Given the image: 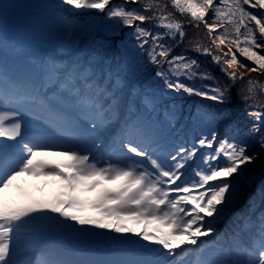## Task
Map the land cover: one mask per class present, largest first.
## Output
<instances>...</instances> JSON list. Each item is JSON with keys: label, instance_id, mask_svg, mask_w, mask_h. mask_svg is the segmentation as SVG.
Listing matches in <instances>:
<instances>
[{"label": "snow or ice", "instance_id": "1", "mask_svg": "<svg viewBox=\"0 0 264 264\" xmlns=\"http://www.w3.org/2000/svg\"><path fill=\"white\" fill-rule=\"evenodd\" d=\"M59 5L84 13L95 10L93 15L103 14L106 21L114 22L113 27L131 29L135 49L155 66L161 91L196 95L218 105L231 97L230 86L203 68L187 49L174 53L171 42L177 36L183 42L186 35L177 15L189 17L197 29L203 24L211 41V47L192 43V52L211 56L214 63H220L221 56L230 57L221 71L232 83L244 79V74L229 72L227 66L247 67L237 54L252 63L249 73L264 74V0H59ZM169 6L174 11H168ZM222 46L227 51L214 55L212 48L221 51ZM49 83L51 97L42 91ZM119 84V79L112 83L111 74L107 85L94 80V74L79 63H47L39 84L23 83L0 67V138L16 145L0 146V264H264V210L258 222L248 213L237 217L243 228L254 229L250 242L240 237L241 224L233 222L235 253L213 259L204 243L216 236L213 221L221 209L242 195L232 178L264 153V102L247 110L246 132L226 109L198 108L196 117L206 133L190 146L174 145L170 152H161L163 125L175 119L174 112L165 111L164 120H158L153 116L159 107L155 94L141 95L129 84L133 99L123 101L117 95ZM257 89L264 95V83L248 79L240 89L245 103L255 101ZM25 102L39 109L38 118L64 127L70 135L79 127L94 133L102 125L117 134L116 147L105 157L99 138L92 139L89 147L25 135ZM121 103L128 112L123 119ZM221 124L223 133L217 130ZM252 137L260 152L251 148ZM25 175L43 180L25 188L18 179ZM256 195L264 204V183ZM255 199L249 197V212L257 207ZM54 218L79 225L74 231L85 239L96 235L87 229L131 234L138 238L137 244L146 242L155 259H22L23 241ZM192 253L195 259L190 258Z\"/></svg>", "mask_w": 264, "mask_h": 264}, {"label": "trees", "instance_id": "2", "mask_svg": "<svg viewBox=\"0 0 264 264\" xmlns=\"http://www.w3.org/2000/svg\"><path fill=\"white\" fill-rule=\"evenodd\" d=\"M53 1L54 5L59 3V0ZM53 1L46 0V3L51 4ZM115 2L119 3L120 0H115ZM52 6L53 4H51L49 11L56 13L57 16L55 19L49 16L47 20L57 26L58 29L61 26L59 32L62 33V37L59 39V51L57 53L44 51L43 65L45 66L49 62H55L59 66L79 63L88 68L89 74H94V78L104 85L108 84L111 74L113 84L117 79L120 80L117 95L123 101L133 99V96L130 95L132 88L129 84L134 85L141 95L145 92L155 94L158 98L159 107L158 112L153 113V116L158 120H164L165 111H172L175 114L174 120L166 121L163 125L164 132L159 146L161 152H170L174 145L186 143L190 146L197 138L206 133V129L196 117L198 108L211 106L226 109L230 114L229 118L239 125L242 132H246V129L250 127V118L246 115L247 110L255 106L256 102H264V95H261L258 89L255 101L248 103L244 102L240 92L248 79L264 83V74L246 71L243 73L244 79L238 78L235 83H232L221 71L222 67H226L224 60L230 59V57L221 56V62L214 63L211 56H198L197 53L191 51V44L197 41L204 46L211 47L212 45L203 24L197 29L193 27L190 18L187 16L180 17L177 15L176 17L183 21L186 35L183 42H179V36L171 42L174 53H181L187 49L188 55L196 57L203 68L216 76L222 84L230 86L231 97L222 105L196 95L189 96L183 92L161 91L163 86L154 75L155 66L148 63L146 56H142L135 49V39L131 29L122 26L113 27L114 22L106 21L103 14L93 15L95 10L84 13L73 11L65 6L64 9L57 10L54 8L57 10L55 11ZM168 11L174 10L169 6ZM145 14L151 15L150 12ZM8 15L9 12L5 11L4 18L0 21V61H7L10 49L23 50L33 59L37 58L40 51L39 45L47 46V44H37L31 41L25 32L24 22L16 24ZM146 24L151 26L149 22ZM212 51L214 55H221L222 52V50L218 51L214 47ZM237 56L240 63L246 65L245 58L239 54ZM235 65L227 66V70L241 73ZM248 65H252V63L248 62ZM120 113L122 118L128 115L124 103H121ZM217 130L223 133V124L219 125ZM255 139L256 137L249 138V144L254 151L260 152ZM256 175L258 176L250 185L248 181ZM232 182L240 187L242 195L238 200L221 209L215 219L216 221H213L217 230L216 236L204 240L213 259L224 258L229 251L235 253V243L232 239L235 234L233 222L241 224L243 228V221L237 220L238 216L248 213L253 222H258L259 213L264 210V204H261L256 195L260 185L264 183V153L253 164L246 165L245 170L240 175L232 178ZM250 196H255L257 205L251 212H249L251 205L248 202ZM235 210L238 213L234 214ZM253 232L254 229L252 228H243L240 237L250 242ZM190 258L195 259V253H192Z\"/></svg>", "mask_w": 264, "mask_h": 264}, {"label": "rangeland", "instance_id": "3", "mask_svg": "<svg viewBox=\"0 0 264 264\" xmlns=\"http://www.w3.org/2000/svg\"><path fill=\"white\" fill-rule=\"evenodd\" d=\"M0 14L4 15L5 11L9 12V17L16 22V24L24 22V29L27 34V37L35 42V43H44L47 46H41L40 51L38 52V57L33 59L30 57L28 53L23 50L19 49H10V55L6 62L0 61V67H2L5 71H7L11 76L15 79L26 83H37L39 84L45 76V66L43 65L44 51L54 52L57 53L59 51V39L62 37V33L59 32L61 26L58 27L51 24L47 20L49 16L55 19L57 16L56 13L50 12L49 9L51 4H53V9H64L65 6L59 5V3H55L54 1L51 4H47L46 0H0ZM57 5H59L57 7ZM54 9V10H55ZM55 10V11H57ZM33 12V13H32ZM35 16V17H34ZM66 16V15H65ZM62 19V16H60ZM2 19H0L1 21ZM15 24V25H16ZM222 51L226 52V50L222 47ZM247 67H240L239 65H235V67L241 72L244 73L248 71V68L253 67L252 65H248V62L245 59ZM94 80H97L94 78ZM52 88V84L49 83L42 89V91H47L48 96L51 97L53 95V91H49ZM11 106V105H10ZM22 111H28L33 115L37 116V112L39 109L32 105L30 102L24 103V108ZM69 115L72 116V110L69 109ZM121 112V106H120ZM25 113V112H24ZM23 119L32 120V123H38L46 128L48 135L51 134L49 131H54L57 127H54L45 122V120L37 117H32L24 114ZM83 117H81V120ZM121 119H123L121 117ZM24 123V121H23ZM79 124L80 122L77 121ZM103 127L102 125L98 126L96 131H99V128ZM57 131V130H56ZM36 133L35 130L26 129L24 133ZM76 132H79V135H76ZM76 132H73V137L76 138L78 143L82 142V136L85 134L83 131L82 135L80 133L79 128L76 129ZM103 138L102 143L105 144L108 140V136L113 137L115 139L111 146L108 148V154H110L114 147H116L115 140L117 137L116 133L104 131L101 133ZM68 140V138H65ZM2 138H0V141ZM4 140V139H3ZM84 142V141H83ZM86 146V145H84ZM155 147V145H154ZM160 151V149H159ZM105 157H107V155ZM260 174V173H259ZM258 174V175H259ZM252 176L251 179L248 181L251 185L255 178L258 176ZM22 178V177H21ZM39 180H43L42 177H35L32 178L31 176H26L19 181L21 185L24 187L26 183H35ZM238 213L237 210L234 211V214ZM216 221V220H214ZM50 229L43 228L42 236L44 237V241H39L40 245L43 246V253L35 255L33 254L30 259L33 261L39 260H47L55 258L57 260H64L68 262H78L82 260L88 259H97L100 258H140V259H155V257L151 256L147 251V244L146 242L141 241L137 244L135 241L138 239L131 234H125L124 236H120V234L114 232H108L107 230L102 229H87V231L96 233L95 236H90L88 238H83L80 233L77 231L72 234L70 230L79 229L80 226L74 224V222L66 221L65 223L62 222L61 218H54L50 221V225H48ZM137 227H143V225H136ZM152 227V225H149ZM56 234L57 236H54ZM59 236H62L63 239L59 240ZM111 237H116V240L111 239ZM80 240V241H77ZM55 247L56 250L50 254L47 251V248ZM66 251V254L63 252Z\"/></svg>", "mask_w": 264, "mask_h": 264}, {"label": "bare ground", "instance_id": "4", "mask_svg": "<svg viewBox=\"0 0 264 264\" xmlns=\"http://www.w3.org/2000/svg\"><path fill=\"white\" fill-rule=\"evenodd\" d=\"M24 114H26L28 116H32V117H37L36 115H33L30 112H25ZM23 121H24L23 127H22L23 133L25 132L26 129H32V130L36 131L35 134L32 133V132H28L25 135L43 137L45 139L54 141L56 143H61V144L78 143L76 138L73 137V133L71 135L68 134V131L64 127L56 129L58 136L54 138V137H52V136L47 134L48 131H46V128L43 127L42 125H40L38 123H32V120L23 119ZM77 125H79V124L77 123ZM79 130H80V133L82 135L83 128L79 127ZM104 131H105L104 127H100L99 131H95L94 133L93 132L85 133L82 136V139H83L82 142L80 141L79 144L81 146L86 145V146L91 147V140L92 139L99 138L100 141H103V138H102L100 132L104 133ZM66 137L68 138V140L65 139ZM3 139L4 138H2V140L0 141V146L8 145L10 147V149L16 147V145H15V143L13 141H9L7 139L3 140ZM114 139H115V136H113V137L108 136L107 142L105 144L102 143V147L100 149V152L103 155L106 156V154H108V148H109V146L112 145ZM46 158L57 159L56 157H46ZM26 176H30V175H25L24 177H26ZM31 177L35 178L33 176H31ZM22 178H23V176H22ZM22 178L19 177L18 178L19 181ZM40 183H41V180H39V181H37L35 183H31V182L29 183L28 182V183H26L24 185V187L25 188H31L32 186L40 184ZM62 222L65 223L66 221L62 220ZM48 225H50V221L47 224L39 227V229L37 230V232L34 235L28 237L26 240L23 241L21 251H22V253H26V254L21 256L22 259H30L33 254H35V255L39 254V251H40V253H43V246L40 245L39 241H44V239H43L44 237L42 236V232L41 231L43 230L44 227H46L47 230L50 229ZM70 232L72 234H74L75 231L74 230H70ZM54 236H57V235L54 234ZM58 239L61 240L63 238H62V236H59ZM77 241H80V240H77ZM47 249H48L47 251H49L50 254H52L56 250L55 247H53V248L51 247V248H47ZM63 253L66 254V251H64ZM94 258L97 259V257H94Z\"/></svg>", "mask_w": 264, "mask_h": 264}, {"label": "water", "instance_id": "5", "mask_svg": "<svg viewBox=\"0 0 264 264\" xmlns=\"http://www.w3.org/2000/svg\"><path fill=\"white\" fill-rule=\"evenodd\" d=\"M223 47V46H222ZM226 51H227V48L226 47H223Z\"/></svg>", "mask_w": 264, "mask_h": 264}]
</instances>
